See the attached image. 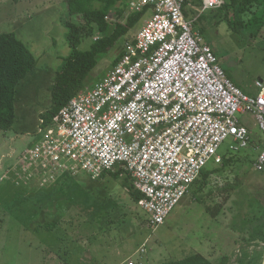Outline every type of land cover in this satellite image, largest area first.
I'll return each mask as SVG.
<instances>
[{
    "label": "rangeland",
    "instance_id": "374dc122",
    "mask_svg": "<svg viewBox=\"0 0 264 264\" xmlns=\"http://www.w3.org/2000/svg\"><path fill=\"white\" fill-rule=\"evenodd\" d=\"M228 3L229 9L201 11L195 28L235 84L256 95L255 82L264 80V27H236ZM68 21L84 24L81 17L70 16L67 0H0V34L14 32L37 58L17 87L13 126L0 131V264H163L196 253L214 264H264V238H255L251 229L264 228V171L254 166L264 134L250 113L237 117L262 144L239 153H227L228 145H222L219 153L233 161L223 167L212 158L205 177L159 227L151 226L148 215L133 205L123 178L62 173L45 187L14 177L1 180L37 142L40 119L53 107L51 88L71 53ZM100 37L95 32L84 38L80 49L90 50ZM121 43L99 57L88 83L110 73Z\"/></svg>",
    "mask_w": 264,
    "mask_h": 264
},
{
    "label": "built area",
    "instance_id": "2783aa9c",
    "mask_svg": "<svg viewBox=\"0 0 264 264\" xmlns=\"http://www.w3.org/2000/svg\"><path fill=\"white\" fill-rule=\"evenodd\" d=\"M225 3L202 0V11ZM185 9L186 0H128L125 19L142 13L143 24L123 42L119 63L48 126L41 119L39 139L1 180L45 187L62 173L98 179L123 169L144 196L138 206L149 224L159 227L208 162L223 163L222 145L227 153L256 145L237 114H253L264 134V80L255 82L258 94L243 92ZM254 166L264 171V145Z\"/></svg>",
    "mask_w": 264,
    "mask_h": 264
},
{
    "label": "trees",
    "instance_id": "16d2710c",
    "mask_svg": "<svg viewBox=\"0 0 264 264\" xmlns=\"http://www.w3.org/2000/svg\"><path fill=\"white\" fill-rule=\"evenodd\" d=\"M14 1L18 2L19 0ZM126 1L128 4V0H67L70 16L81 17L84 24L71 21L66 23V27L69 29L66 39L71 48V53L66 58L51 88L53 107L41 118L45 121V126H48L58 111L67 106L74 97L89 90L94 83L104 78L103 76L92 84L87 82V78L98 65L100 56L117 47L120 41L122 43L119 47L122 48L123 42L134 40L135 35L129 37V34L139 25L143 14L135 13L125 19L127 5H123ZM229 1L233 7L235 23L238 25L236 27L240 29H248L253 26L264 27V0H226L223 9H229ZM115 15L116 19L114 18ZM110 16L114 19H107ZM186 17L188 18L187 15ZM226 17H228L227 14ZM229 23L231 24V22ZM95 32L99 33L101 37L95 41L93 40L90 50H81L80 46L84 38L93 37ZM120 57L121 51L112 63V69L119 63ZM36 65L37 58L14 32L0 34V131H8L13 126L16 120L17 87ZM252 138L256 145L262 144V139L258 134H253ZM232 161L233 158L225 155L223 167L228 166ZM107 174L116 180L123 178L122 185L128 190L131 202L133 205L138 206L139 201L144 196L136 190L133 185L134 181L128 171L117 169L116 171L106 172L103 176ZM201 175L200 177H205V172L203 171ZM262 228L263 226L260 224L251 226L255 238H264ZM258 262L247 260L240 263L258 264ZM163 264L214 263L203 255L196 253L185 257L181 261L165 262ZM219 264H226V262Z\"/></svg>",
    "mask_w": 264,
    "mask_h": 264
},
{
    "label": "crops",
    "instance_id": "0c3cea01",
    "mask_svg": "<svg viewBox=\"0 0 264 264\" xmlns=\"http://www.w3.org/2000/svg\"><path fill=\"white\" fill-rule=\"evenodd\" d=\"M57 1H59L60 2V0H57ZM221 9V8H220ZM220 9H216V10H220ZM186 15L188 16V18H190V19H192V20H194L195 21V24H196V22L197 21H199L200 19H201V16H200V13H201V11H202V0H187V3H186ZM192 15V16H191ZM195 30H198V29H196L195 28ZM199 31V30H198ZM20 39V38H19ZM27 46V45H26ZM30 49V48H29ZM32 52V51H31ZM33 53V52H32ZM34 54V53H33ZM34 56H35V54H34ZM36 57V56H35ZM231 78V77H230ZM232 79V78H231ZM235 83V82H234ZM41 120V119H40ZM41 122V121H40ZM40 127V126H39ZM31 147V146H30ZM27 149V148H26ZM25 149V150H26ZM24 150V151H25ZM23 151V152H24ZM22 152V153H23ZM21 153V154H22ZM20 154V155H21ZM19 155V156H20ZM17 159H18V157H17ZM10 167H12V166H10ZM10 167H8L7 168V170L10 168ZM142 250V249H141ZM129 262H131V261H129ZM133 262V261H132Z\"/></svg>",
    "mask_w": 264,
    "mask_h": 264
},
{
    "label": "clouds",
    "instance_id": "9594fccd",
    "mask_svg": "<svg viewBox=\"0 0 264 264\" xmlns=\"http://www.w3.org/2000/svg\"><path fill=\"white\" fill-rule=\"evenodd\" d=\"M225 2H226V0H225ZM212 50H213V49H212ZM225 72H226V71H225ZM226 73H227V72H226ZM229 78H230V77H229ZM230 79H231V78H230ZM231 80H232V79H231ZM232 81H233V80H232ZM233 82H234V81H233ZM94 180H96V179H94ZM193 185H194V184H193ZM193 185H192V186H193ZM191 188H192V187H191Z\"/></svg>",
    "mask_w": 264,
    "mask_h": 264
},
{
    "label": "bare ground",
    "instance_id": "6f19581e",
    "mask_svg": "<svg viewBox=\"0 0 264 264\" xmlns=\"http://www.w3.org/2000/svg\"><path fill=\"white\" fill-rule=\"evenodd\" d=\"M9 172H10V170L8 169L7 173H9Z\"/></svg>",
    "mask_w": 264,
    "mask_h": 264
}]
</instances>
